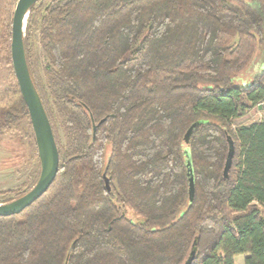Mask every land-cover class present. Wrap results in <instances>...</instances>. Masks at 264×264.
<instances>
[{
  "label": "trees",
  "instance_id": "16d2710c",
  "mask_svg": "<svg viewBox=\"0 0 264 264\" xmlns=\"http://www.w3.org/2000/svg\"><path fill=\"white\" fill-rule=\"evenodd\" d=\"M16 3L0 0V133L31 124ZM263 39L264 0H38L25 53L60 165L41 197L0 216V264H183L195 239L191 264H264V69L245 75ZM252 108L263 117L234 126Z\"/></svg>",
  "mask_w": 264,
  "mask_h": 264
},
{
  "label": "water",
  "instance_id": "95a60500",
  "mask_svg": "<svg viewBox=\"0 0 264 264\" xmlns=\"http://www.w3.org/2000/svg\"><path fill=\"white\" fill-rule=\"evenodd\" d=\"M38 0H17L12 18L11 60L14 73L17 78L19 90L26 103L33 132L35 135L38 156L40 160V175L35 185L26 193L6 203H0V216L18 214L41 197L54 182L60 165V155L55 141V136L43 106L40 95L32 80L28 67L24 37L29 10ZM193 124L185 135L186 142L192 134ZM229 149L224 166V176H228L234 155V143L230 135H227ZM189 199L194 198V182L190 178ZM106 182H108L106 180ZM197 239L193 241L188 257L183 264H191L196 255Z\"/></svg>",
  "mask_w": 264,
  "mask_h": 264
},
{
  "label": "rangeland",
  "instance_id": "374dc122",
  "mask_svg": "<svg viewBox=\"0 0 264 264\" xmlns=\"http://www.w3.org/2000/svg\"><path fill=\"white\" fill-rule=\"evenodd\" d=\"M31 42L40 67L43 68L47 63V56L40 44L38 29L32 34ZM263 69L264 39L250 70L245 75L250 76L253 72L258 74ZM262 117L263 111L252 108L244 116L235 120L234 126L241 123L250 124L259 121ZM14 122L8 126V128L11 127L10 129L0 133V203L8 202L21 190L32 188L40 171V163L35 155L32 125L27 118ZM128 211L132 218H137L132 210ZM244 257V254L236 255L235 264H244Z\"/></svg>",
  "mask_w": 264,
  "mask_h": 264
}]
</instances>
